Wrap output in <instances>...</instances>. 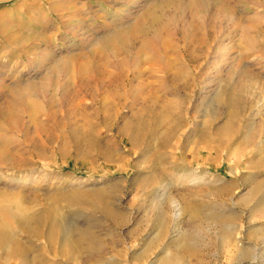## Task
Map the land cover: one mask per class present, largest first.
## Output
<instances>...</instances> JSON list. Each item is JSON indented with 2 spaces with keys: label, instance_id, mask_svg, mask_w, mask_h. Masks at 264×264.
I'll list each match as a JSON object with an SVG mask.
<instances>
[{
  "label": "rangeland",
  "instance_id": "374dc122",
  "mask_svg": "<svg viewBox=\"0 0 264 264\" xmlns=\"http://www.w3.org/2000/svg\"><path fill=\"white\" fill-rule=\"evenodd\" d=\"M261 87L264 0H0V264H264Z\"/></svg>",
  "mask_w": 264,
  "mask_h": 264
},
{
  "label": "bare ground",
  "instance_id": "6f19581e",
  "mask_svg": "<svg viewBox=\"0 0 264 264\" xmlns=\"http://www.w3.org/2000/svg\"><path fill=\"white\" fill-rule=\"evenodd\" d=\"M156 12V11H155ZM155 12H152L151 13V17H152V19H151V21H153L154 23H157V22H159V21H156L155 19H156V13ZM150 17V18H151ZM159 17V16H158ZM160 18V17H159ZM157 25H159V23L158 24H156V26ZM161 29L162 28H159V29H156V30H154V32L157 34V33H159L160 31H161ZM128 35H131V31H129V30H125L124 32H122L121 34H120V36H128ZM110 42H111V40L110 39H108V40H105V41H103V42H98L97 43V47H99V48H101L102 47V49H103V47H105V46H107V49L109 48L108 46L110 45ZM108 43H109V45H108ZM112 45V44H111ZM98 48V49H99ZM111 48V47H110ZM262 65H263V63H262ZM67 81H65V83H66ZM47 86V83H45V82H43L42 84H41V87H46ZM63 87H65V85L63 86ZM34 89L36 88V87H33ZM261 88H263V87H261ZM264 89V88H263ZM263 92V91H262ZM13 96L15 97V99H17V101H19V100H21L22 101V103L25 105V107H26V110L29 112V114H30V116L32 117V116H34V113H35V110L36 109H39V106L36 104V102L30 97V96H28V95H24V93H22L20 90H18V89H14L13 90ZM13 99V98H12ZM15 99H13L12 101H11V103H9L8 105H7V107L4 109V111L6 112V116H7V118H8V120H9V122L10 123H12V121L20 114V110H19V108L16 106V104H17V101L15 100ZM264 100V99H263ZM6 150V147L5 146H1L0 145V154L1 153H4V151ZM0 230H2V229H0ZM1 232V231H0ZM4 235V234H3ZM2 236V235H1ZM15 241V240H14ZM5 247V246H4ZM11 247V246H10ZM9 248V247H8ZM14 248V247H13ZM10 250V249H9ZM7 253V252H6ZM9 255V254H8ZM11 255V254H10ZM7 256V255H6ZM5 256V257H6ZM12 256V255H11ZM7 258V257H6ZM5 258V259H6ZM14 258V257H13ZM8 261V260H7Z\"/></svg>",
  "mask_w": 264,
  "mask_h": 264
}]
</instances>
